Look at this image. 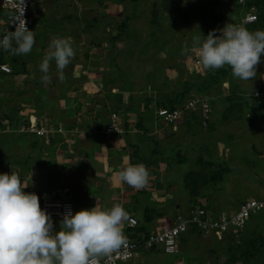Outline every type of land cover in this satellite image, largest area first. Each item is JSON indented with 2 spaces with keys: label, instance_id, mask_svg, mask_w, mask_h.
Listing matches in <instances>:
<instances>
[{
  "label": "rangeland",
  "instance_id": "1",
  "mask_svg": "<svg viewBox=\"0 0 264 264\" xmlns=\"http://www.w3.org/2000/svg\"><path fill=\"white\" fill-rule=\"evenodd\" d=\"M209 1L40 0V6L33 4L29 9L34 20L30 30L34 33L35 43L28 54H23L26 65H23L22 60L16 68L25 71L26 78L20 79L22 77L20 73L0 72V112L11 111L20 117V112L24 110V107L25 112L32 110L30 104L32 97H34L35 105H43L38 110V113L45 114L41 116L42 119L40 120L50 129V124H47L51 122L49 114L51 115L52 109L54 111L57 101L59 103L65 99L67 102L70 101L66 87L68 83L76 81L81 82V87H85L86 91L81 96H83L86 104L91 106L84 111V115L87 116L84 119L86 120L84 125H88L90 122L100 123L101 130L99 129L97 132L99 137L107 136L104 127L109 121L110 113L103 106L105 102V105L108 103V96H111L113 101L119 100L125 103L128 101L127 106H132L130 109L132 111H135L136 108V112L129 115L125 114L124 117L133 115L140 121L145 116H140L137 112L142 110V97L148 95L149 86H155L152 83L154 82L152 81L153 77L164 81L169 80L177 89L180 87L178 86L179 82L183 80L188 79L200 83L216 70L203 69L200 62L197 63L199 59L196 52L191 48L187 53L181 51L185 43L191 46L193 36L200 33L207 35L209 31H214L216 35H219V29L225 23H231L227 17L235 15L232 13L234 6L230 7L227 3L230 15L226 14L224 10L220 12L218 6L214 8L213 14H216L220 19L218 25L211 24L208 16H206L208 19L204 20L205 18L201 17L198 8L202 7L205 11L211 9L210 4H208ZM1 2L2 0H0V15L4 12ZM39 7L42 9L39 10ZM224 8L226 10V7ZM244 11L245 7L241 6L239 10L241 15ZM125 17L130 18L125 33L116 36L118 27H120L119 23L123 22ZM155 17L156 22L151 26L150 21ZM151 33H155V35L152 36ZM53 37L69 39L75 55L63 70V80L58 78L54 61L50 62L51 80L47 85L43 84L48 92H41L40 89L38 90V87L42 86V73L39 70V64L42 60L40 59H43L51 51L49 44ZM261 61L256 65L257 75L252 80L242 81L238 78H230L234 85L232 87L233 93L229 91L228 85L224 84L225 81L218 93L214 92V85L206 83L208 95L213 99L211 127L207 121L197 117L198 120L194 116L195 118L191 117L193 130L185 132V126L180 125L181 121L177 122L179 125L176 124L175 128L170 124L169 126L168 123L161 121V118L152 112L153 105L150 106V108L152 107L150 109L152 114H148L152 116L153 123L146 122L147 132H140L139 141L133 142H135L136 149L141 151L140 157L149 162L153 161L149 163L148 168L154 167L156 170V172L153 170V173H156V179L150 180V182L153 180L155 188L144 189L143 192L142 189L139 190L138 197L149 198L150 205L162 211V217H158L160 222L171 220L176 213L186 211L183 206L187 201H189V206L190 199L193 200L191 198L193 192L186 188V184L192 182L190 179L197 172L201 173V177H207L215 170L222 173V180H218L217 183H206L200 186L198 190L196 188V193H205V196L198 195L197 198L204 207L208 206V211L216 213L214 210H218L230 214L237 209V205L242 200L250 197L264 199V180L261 182L264 179V125L262 120L257 117V113L249 111L252 109H238L237 106H233V103H229L227 97V95L233 94L234 102L243 99L255 100L252 92L257 87H264V55H262ZM149 73L150 75H148ZM115 75L117 76L115 77ZM101 76H105V80L111 76L113 81H103ZM32 78H37V80L31 82ZM53 84L56 86L53 87ZM164 87L166 90L168 89L167 85ZM98 89L100 93L94 101L91 102L90 99L86 98L88 94L96 93ZM191 89L190 93L195 95L197 90L194 87ZM118 90L121 92L119 93ZM107 91H110V94ZM52 93L56 96L54 97ZM152 94L153 91H151ZM72 99L74 100V98ZM74 102H77L76 98ZM110 106L111 104H109ZM225 108L226 111H224ZM33 110L35 111L34 108ZM180 110L184 124L186 119L183 117L187 115V111H184L183 107ZM91 111L92 115L95 113L93 122L88 115ZM77 112L78 110L74 108H64L56 113L59 118L56 116L54 119L60 121L63 116H76ZM20 119L23 118L20 117ZM52 124L55 125L54 121ZM59 124L63 125L62 123ZM33 140L34 136L29 134L0 133V154L5 161L0 162V172L11 173L14 171L21 176L22 173L19 171L24 170V168L19 169V165L22 164H17L19 162L17 157L21 161L23 158L24 161L27 154H31L28 160L31 161L30 165H34L33 160L36 162L37 152L34 150L35 145H32ZM133 140H135L134 137ZM216 157H220V159L214 160ZM208 161L209 163H206ZM36 173L37 168L33 167L26 175L34 181L36 179H32V176ZM201 179L198 177L197 182L200 183ZM27 181V178L21 181L27 184L22 190L35 192L40 206L43 200L53 198V190L41 192L38 186H36L38 190L32 188ZM56 182V185L63 183V181L59 182L58 180ZM157 183L161 186H158ZM177 203L180 204L178 207L175 206ZM81 208L91 207L83 204L79 209ZM60 220V218L52 217L54 231L58 230ZM262 221H264V215L260 214L258 222ZM246 222H250L249 217ZM182 240L180 251L177 254L163 251L155 252L154 250L143 251L141 248L137 250V253L141 251L153 253L155 259L153 261L148 259L147 264H202L203 262V264H210L214 262L215 256L214 253L208 252L209 248L215 246L217 253H220L222 250L220 245L229 243L227 238L221 242H216L217 239L214 235L205 233L198 236L187 233L182 237ZM225 255L222 258L221 254L219 261L224 260ZM202 258L204 259L203 262ZM251 262L252 260L249 262L239 260L231 264H251ZM263 262L264 255L258 258L257 264H264ZM140 264L146 263L141 262Z\"/></svg>",
  "mask_w": 264,
  "mask_h": 264
},
{
  "label": "clouds",
  "instance_id": "2",
  "mask_svg": "<svg viewBox=\"0 0 264 264\" xmlns=\"http://www.w3.org/2000/svg\"><path fill=\"white\" fill-rule=\"evenodd\" d=\"M249 10L237 16V23H225L219 35L209 31L207 35L193 36L191 46L185 43L182 53L191 48L203 69L228 66L233 78L252 80L257 75L256 65L262 62L264 55V29H247L245 26L252 22L239 25L240 18ZM22 13V0H19V19H13L16 21L14 31L0 37V50L13 56L28 54L35 43L34 33L26 26ZM228 18L231 21L236 15ZM49 48L51 51L39 64L41 82L45 85L51 80L50 62L54 61L58 78L63 80V70L75 55L67 38L53 37ZM106 171L112 173L113 169L109 167ZM114 175L136 189L144 188L149 180V172L143 164L129 163ZM26 186L16 173L0 172V264H93L97 257L109 255L125 244L122 222L128 218V213L121 204L110 208L95 205L76 211L69 208L63 213L58 230L54 231L51 215L41 208L35 192L22 190Z\"/></svg>",
  "mask_w": 264,
  "mask_h": 264
},
{
  "label": "crops",
  "instance_id": "3",
  "mask_svg": "<svg viewBox=\"0 0 264 264\" xmlns=\"http://www.w3.org/2000/svg\"><path fill=\"white\" fill-rule=\"evenodd\" d=\"M36 1L40 2V0H30L32 6L33 4L37 5ZM41 9L42 8L39 7V10ZM235 14H236L235 23H237L238 22L237 16H240L241 12L238 11V13ZM231 17L235 18V15ZM3 23H4V12L1 13L0 15V28H2ZM20 74L23 75L22 77H20V79H25L24 77L27 76L25 73H20ZM148 75H150V73ZM101 77L103 81L107 82L108 79L106 78L107 80H105V76H101ZM41 84L43 86L42 82ZM224 84L228 85V82L225 81ZM81 85H82L81 82L78 83L76 81H74L73 83L71 82L68 83L66 90L69 94L68 98L70 101L67 102V99L64 98L65 100H62L60 103L59 101H57L58 103L55 106L53 105L54 111L52 109L51 115L49 114V120L52 123L54 121L55 125L52 124L51 122L47 123L50 124L51 129L53 130L50 133H47L43 136L40 137L37 136L40 142V144L36 147L35 150L37 152V157H36L37 159H36V163L34 165H31L37 168V173L32 176V179H36V180L32 181L26 175L30 170V168L33 167H30L28 171H26V173H24L25 169L20 170L19 172H21L22 174L21 176H19V179L22 181L24 178H27L28 179L27 182L30 184L29 186H32V188H35L37 190L38 188L36 186H38L41 192H45L46 190L48 191L53 190L55 196H58L57 193L58 190H65L71 192L72 199L74 200L72 201L75 205L74 210L79 209L80 206L81 207L83 206V204L86 206L90 205V207L97 205L102 208H110L112 205L119 203L124 207V209L127 211L128 214H135L138 217V214L141 211V208L136 204L137 203L136 200L138 199L137 190L139 189L133 188L125 183L120 182L115 177L114 172L120 170L122 167L126 166L129 163L143 164L149 172L148 183H150V184L147 183L148 185H146L144 189L152 188L153 180L151 182L150 180L154 178L156 179L157 177L155 175L156 173L150 171V169L148 168L149 164L146 165L143 162H141L140 158H143L140 157L141 151L139 149H136V145L134 144L135 142L133 141L136 142L139 141L140 138L139 134L144 130L145 125H147L146 122L147 123L151 122V124L153 123V119H151L152 116L149 115L148 113L152 114V112L154 111L151 112L149 109L146 111H141L140 112L141 114L137 112L138 115L145 116L144 118L140 119L141 122L137 120L139 118H135V116L133 115L124 117L125 114L129 115L131 113L133 114V112H136L135 106H134L135 111H132L130 110L132 106H127L128 104H126L128 101H126V103L119 100L113 101L112 97L108 96L109 98L107 99L108 107L107 104L105 105L106 102L105 103L103 102L104 103L103 107L104 109H107L109 113L117 109V111L115 112L118 114V116H120L119 119L122 122V132L106 133L107 136L99 137V134L97 132L99 129L101 130L100 123L90 122L88 125H84V122L86 121L84 119L87 118V116L84 115L85 113L84 111L88 110L87 108L91 106H89V104H86L83 96H81V94H83L86 91L85 87H81ZM54 86L56 85L53 84V87ZM107 92L110 94V91ZM120 92L121 91H119V93ZM147 92L148 95H151V90L148 89ZM99 93L100 92L98 89L96 93L88 94L86 98L90 99L92 102L94 101L95 97L99 95ZM111 94L113 93L111 92ZM164 94L165 93L163 92L162 95L160 96L163 97ZM72 98H74V100ZM75 98L77 101L76 103L74 102ZM86 101L88 102V100ZM109 104H111L110 107ZM152 105H154L153 100L150 101L149 106ZM64 108L67 109L74 108L77 109L78 112L76 113V116L74 115L63 116L60 121L55 120L54 117L57 116V118H59V115L56 113L60 112V110H63ZM20 114H21L20 115L21 118H26V116L34 114L40 119H42L41 116L45 115L42 113H36L33 109L31 111L25 112V107L24 110L20 112ZM94 114L92 115V111L90 114H88L92 122L94 121L93 120ZM148 118H150L151 120H149ZM59 123H62L63 125L61 126V124ZM176 124L178 123H175V125L172 126L175 128ZM180 125H183V127L185 126L184 128L185 132L193 130L189 125H188L189 127L184 125L182 121L180 122ZM58 127H61V131L56 130V128ZM145 132H147V129ZM133 137L135 140H133ZM2 155L4 154L2 153ZM19 167H20L19 169L23 168L22 165H19ZM109 167L113 169L112 173L106 171V169ZM66 168H69V170H66ZM153 169L154 167L151 168V170ZM56 180H58L59 182L63 181V183H61L62 185L61 184L56 185L57 183ZM157 180L159 181V179ZM89 183H92V185H89ZM157 185L161 186L159 183H157ZM75 194H77L76 195L77 197L75 196ZM142 200L145 204L148 205L150 204L149 198ZM188 204L189 201H187L185 205L183 204L184 206L181 204L183 208H185L184 210H187L189 208ZM179 205L180 204L177 203L175 206L178 207ZM214 212L216 213H213L211 211V213H213L214 215L217 214L219 211L214 210ZM155 220L156 221H152V223H150L149 226L152 227L159 226L163 222H165V221L160 222L159 219L157 218ZM125 224H126V220L122 222V229L124 236L126 235ZM191 234L194 235V233ZM141 249L143 251H146V249L144 248ZM143 251L138 253L136 252L134 258H132L130 261L121 264H133V263L140 264L141 262L147 264L148 259H151L152 261L155 259V257H153V253L149 252L150 253L149 254ZM154 251L159 252L160 250L154 249ZM146 255H151V256H146Z\"/></svg>",
  "mask_w": 264,
  "mask_h": 264
},
{
  "label": "trees",
  "instance_id": "4",
  "mask_svg": "<svg viewBox=\"0 0 264 264\" xmlns=\"http://www.w3.org/2000/svg\"><path fill=\"white\" fill-rule=\"evenodd\" d=\"M226 3L230 7L232 5L234 6V9H233L232 13H238V11L240 10V6L241 5L238 4L236 0H227V1L226 0H210L208 2V4H210L211 9L205 11L204 8L199 7L198 8V12L201 13L200 14L201 17L205 18L204 20L208 19V18H206V16H208L210 18L209 22H211V24L218 25V22L220 21V19H218V16L216 14H213V12L215 10L214 8L216 6H218V7H220V12L222 10H224L226 14L230 15V12L228 11V6L226 5ZM36 4H37V6L40 5L38 1H36ZM243 6L245 7V9H249L250 7H253L255 9V12H256V19L251 24H249L248 26H245V27L247 29H250L251 31L252 30H256V29H263L264 28V0H245V4ZM224 7H226V10H225ZM129 19L130 18L125 17L123 22L119 23L120 24V27H118L119 28L118 29V33L119 34L117 33L116 36H119L120 34L125 33L126 25H127V22L129 21ZM227 19L229 20L228 17H227ZM235 21H236V19H233L230 22H231V24H234ZM150 22H151L150 25L152 26L156 22V17L153 18V20L150 21ZM151 34H152V36L155 35V33L154 34L151 33ZM115 39L117 40L116 37H115ZM24 58L25 57H24L23 54L19 55V56H13L7 51L0 50V61H7V62L12 63L11 64L12 72L10 74H17V73H24L25 72V71L16 69L17 65L19 63H21L22 60H23V62H22L23 65L24 66L26 65L25 64L26 60ZM40 60H42V59H40ZM24 76H25V74H24ZM116 76L117 75H115V77ZM2 77H5V76H2ZM24 78H26V77H24ZM107 78H108V80L113 81V78L111 76H108ZM225 78H227V79H225ZM230 78H232V75H231V69L228 66H224L222 68L214 70L209 75V77L206 80H204V81H202L200 83L192 82V81H189L188 79L183 80V81L179 82L178 86H180V87L177 88V89H175L173 87V84H171V81H169V80L168 81H164L163 79H155L153 77L152 81H154V82H152V83L155 86H149V90L153 91V94L152 95H147L145 98L142 99L144 103L141 106L142 107L141 111H146V110L152 109L149 106L150 105V101H152V100L154 102L153 111L155 112L156 108L159 107V106L167 107L169 109H175L176 107H178L180 105H183L186 102L185 100L188 97L191 98V97H194V96L196 97L197 96L201 100L202 99L206 100L207 105L209 106L208 117L206 119H204V117L201 114L202 111H201L200 107L197 109V111L191 110V109H186L187 115H185L183 117V119H186L184 121V125H186V126L189 125L193 129L192 124H190L191 123V117L196 116V118L199 117V118H201V120L204 119L205 121H207L208 125L210 126L211 125L210 122H211V118H212V113H213V107L211 105L212 102H213V99L211 97H209V95H208L209 94L207 92L208 91V89H207L208 86H207L206 83H210V84L214 85L213 86V88L215 90L214 92L218 93V92L221 91V89L223 87L222 83L224 81H227L228 82L229 91L231 93H233L232 87H234V85L231 83ZM168 79H170L169 76H168ZM35 80H37V78L36 79L32 78L31 82H35ZM163 82L166 83V84L164 85ZM166 85L168 87L167 90H166V87H164ZM235 85H236V83H235ZM192 87H194L197 90V93L195 95H192V93H190L191 90H192L191 89ZM258 88H261V87H258ZM258 88H256V89H258ZM39 89L41 90V92H48V90L45 88V86H39L38 90ZM163 92L165 94L163 95V97H161L160 95H162ZM169 92H170V94H169ZM49 94H50V92H49ZM52 95L54 97L56 96L53 93H52ZM232 96H233V94L227 95L229 103H233V106H237L238 109H245V110L252 109V110H249V111L257 113L256 114L257 117H259L262 120V124L264 125V98H257V97L252 95L253 98H255V100H250L249 101L248 99H243L242 101H239V102L235 101L234 102L233 101L234 98ZM33 98L34 97H32V102H33ZM225 98H226V96H225ZM32 102H31L32 109L34 108L35 112L38 113V110L43 105L42 106H37V105H35V102H33V103ZM126 108H127V106H126ZM226 108H225L224 111H226ZM115 111H117V109L114 110V112ZM118 112H119V110H118ZM222 113H224V112H222ZM1 116H2V118H8L9 119L13 129H15L20 123H24V124L27 123V119L26 118H24V120L21 121V119L17 115V113L15 115V113L11 112V111L5 112V113H1ZM181 117L182 116H180L173 123H168V125L169 124L171 126L175 125V123H177L178 121H182L183 122ZM257 117L255 118V120L257 119ZM199 118H197V119L199 120ZM18 120H19V122H18ZM146 129L147 128L144 127V130H143L144 133H145ZM7 133H10V134H13V135L14 134L16 135L17 133L25 134V135L29 134L30 136H34V140L32 142V145H35L34 150H36V147L40 144V142L38 140V137H40V136L37 137V135H35V134H31V133H28V132H25V131H15V130L9 131ZM30 156H31V154H27L26 157L24 158V161H23V158L21 157L23 162L21 160H19V158L17 157V161H19L17 164L18 165L22 164V167L25 169V172L28 171V169L31 167V165H30L31 161L28 160ZM1 157L2 156L0 155V162H5L4 159H2ZM140 159H141V162H143L146 165L152 162V161H150V162L147 161V159H145V158H140ZM216 159H220V157L214 158V160H216ZM179 160H182V159L179 158ZM33 162L36 163L34 160H33ZM206 163H209V161L206 162ZM153 170L156 172L155 169H153ZM153 170L150 169L151 172H153ZM13 173H16V172L13 171ZM17 175L19 176L20 174H17ZM197 176L202 178L200 183L197 182V178H198ZM221 176H222V173L220 171H218V170L212 171L211 174L208 175L207 177H201V173L200 172L195 173L194 177H192L190 179L192 182H190L188 185L186 184V188L190 192H193V193H191V196H192L191 198L193 200H191L189 208H192V207H194L196 205L203 206L202 202L199 201L197 196L198 195L201 196V197L205 196V193H203V192L196 193L198 188H200V186H202L203 184H206V183H208V184L209 183L210 184L217 183L218 180L219 181L222 180ZM263 180L264 179H262L261 182ZM152 188H155L154 184L152 185ZM196 188H197V190H196ZM141 189H142V192H143L144 188H141ZM141 189H139V190H141ZM139 190H137V191L139 192ZM142 199H147V197H144V198H141V197L139 198L138 197V199L136 200L137 201V203H136L137 206H139L141 208V211H140V213L138 214V217H137L138 224L136 226H134V227H125L126 237L129 238V239H131L133 237H136V236H142V235L146 236L147 233H148L147 229H148V226L150 225V223H152V221H156L155 220L156 218L158 219V217H162V215H163L161 210H158L157 208H154L150 204L149 205L145 204ZM242 201H244V200H242ZM204 208L207 209L208 206H205ZM260 214L264 215V209L259 210L258 212L251 214L249 216L250 222H246L245 221L244 225L241 228H239L238 230H236V231L228 230L222 235L221 238H216L217 239L216 242H221V241H223L224 239L227 238L229 243H222L220 245L222 247V250H223V251L221 250L220 253H217V250H216L215 246H211L209 248L208 252L214 253V256H215L214 262H211L210 264H215V263L216 264L217 263L231 264V263H235V262H237L239 260L241 262H246V261L249 262V261L252 260L251 264H257L258 258L262 257V255H264V221L258 222V218H259ZM187 233H194L195 235L198 236V235H200L203 232L198 230L196 228V226L189 228L186 232L183 233V235L179 239L178 251H180V244H181V242H183L182 237L185 234H187ZM140 248H142V247H140ZM149 250H154V248L149 249ZM149 250H147V251H149ZM178 251H177V253H178ZM177 253H175V254H177ZM221 254H222V258L226 254L225 255V259L222 260V261H219V259L221 258L220 257ZM199 255L202 256V254H199ZM199 255H196V256H199ZM203 261H204V259L202 258V262ZM121 263H124V262H121ZM121 263H119V264H121Z\"/></svg>",
  "mask_w": 264,
  "mask_h": 264
},
{
  "label": "built area",
  "instance_id": "5",
  "mask_svg": "<svg viewBox=\"0 0 264 264\" xmlns=\"http://www.w3.org/2000/svg\"><path fill=\"white\" fill-rule=\"evenodd\" d=\"M236 1L241 5L245 3V0ZM1 5L4 9V24L0 30V37L8 31H14L16 21L13 19H19L17 16L19 10V0H2ZM30 5V0H22V18L25 20L26 26L29 29L33 24V18L29 12ZM249 9L250 10L240 18L239 25L243 26L256 19V13L253 7H250ZM198 62L199 60L197 63ZM11 71L12 68L8 62L0 61V72L9 73ZM252 95L257 98H264V87L254 90ZM182 107L184 111H186V109L195 110L200 107L202 111L201 114L204 119L208 117L209 106L207 105L206 100H201L198 97L188 98L187 101L181 105V107L178 106L175 109L159 106L156 108L155 114H157L163 122L173 123L180 117V109ZM26 119V124L20 123L15 129H13L9 119L2 118L0 112V133L15 130L25 131L37 136H43L53 130L46 127V124L34 114L28 115ZM22 120H24V118L21 119V121ZM56 130L61 131V127L56 128ZM104 132H122V122L116 112H110L109 121L104 127ZM57 193L58 196L53 194V198L43 200L41 208L46 210L51 217L62 218L63 213L69 208L74 211L72 193L65 190H58ZM262 209H264V199L253 197L240 202L237 209L230 214L221 211L214 215L203 206L196 205L184 212L176 213L171 220H165V222L159 226H149L146 236H136L129 239L125 235V244L109 255L97 257L93 261V264H119L121 262H125L130 260L140 247L147 250L154 248L170 254L176 253L178 251V242L180 237L189 228L196 226L198 230L205 234H212L216 238H221L226 231H236L241 228L251 214ZM137 224L138 219L136 216L134 214H128L125 224L126 227H134Z\"/></svg>",
  "mask_w": 264,
  "mask_h": 264
}]
</instances>
